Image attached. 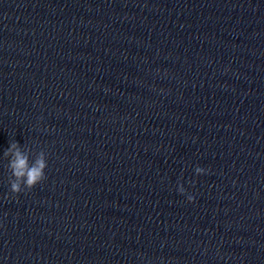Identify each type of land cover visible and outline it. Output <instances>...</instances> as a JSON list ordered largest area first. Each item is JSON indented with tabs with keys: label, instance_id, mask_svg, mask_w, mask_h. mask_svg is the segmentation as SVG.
<instances>
[{
	"label": "water",
	"instance_id": "95a60500",
	"mask_svg": "<svg viewBox=\"0 0 264 264\" xmlns=\"http://www.w3.org/2000/svg\"><path fill=\"white\" fill-rule=\"evenodd\" d=\"M0 264H264V0H0Z\"/></svg>",
	"mask_w": 264,
	"mask_h": 264
},
{
	"label": "clouds",
	"instance_id": "9594fccd",
	"mask_svg": "<svg viewBox=\"0 0 264 264\" xmlns=\"http://www.w3.org/2000/svg\"><path fill=\"white\" fill-rule=\"evenodd\" d=\"M2 157L7 159V168L10 173L8 176L10 190L7 194L9 198L27 189L35 188L46 179L48 154L45 151H34L30 145L21 144L16 139H12L4 148ZM206 171L200 166L195 168L197 175H203ZM176 187L180 194H186L183 183H178ZM187 200L194 202L195 196L188 194Z\"/></svg>",
	"mask_w": 264,
	"mask_h": 264
}]
</instances>
